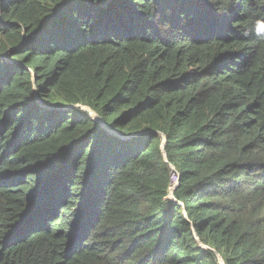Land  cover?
<instances>
[{
  "label": "trees",
  "instance_id": "obj_1",
  "mask_svg": "<svg viewBox=\"0 0 264 264\" xmlns=\"http://www.w3.org/2000/svg\"><path fill=\"white\" fill-rule=\"evenodd\" d=\"M218 256L264 264V0H0V264Z\"/></svg>",
  "mask_w": 264,
  "mask_h": 264
},
{
  "label": "water",
  "instance_id": "obj_2",
  "mask_svg": "<svg viewBox=\"0 0 264 264\" xmlns=\"http://www.w3.org/2000/svg\"><path fill=\"white\" fill-rule=\"evenodd\" d=\"M5 58L7 59V58H8V55H6ZM34 80H35V79H34ZM87 111L93 116V118H94L96 121H99V122H101L102 124H104V121H103L102 119H100L96 114H94L93 112H91V111H89V110H87ZM164 141H165V137H164ZM162 149H163V152H164V154H165V158H166V152H165L164 146L162 147ZM172 170L175 171L174 167H172ZM178 183H179V175H178V182H177V184H178ZM173 188H174V187H173ZM173 188H172L171 191H170V196H171V198H173V196H172V190H173ZM218 257H219V260H220L221 264H224V262L222 261V259L220 258V256H218Z\"/></svg>",
  "mask_w": 264,
  "mask_h": 264
},
{
  "label": "clouds",
  "instance_id": "obj_3",
  "mask_svg": "<svg viewBox=\"0 0 264 264\" xmlns=\"http://www.w3.org/2000/svg\"><path fill=\"white\" fill-rule=\"evenodd\" d=\"M174 177H177V180H175V182H173L174 183V187L177 185V182H178V175L176 176V175H173V181H174Z\"/></svg>",
  "mask_w": 264,
  "mask_h": 264
},
{
  "label": "built area",
  "instance_id": "obj_4",
  "mask_svg": "<svg viewBox=\"0 0 264 264\" xmlns=\"http://www.w3.org/2000/svg\"><path fill=\"white\" fill-rule=\"evenodd\" d=\"M174 180H177V177H174Z\"/></svg>",
  "mask_w": 264,
  "mask_h": 264
},
{
  "label": "bare ground",
  "instance_id": "obj_5",
  "mask_svg": "<svg viewBox=\"0 0 264 264\" xmlns=\"http://www.w3.org/2000/svg\"><path fill=\"white\" fill-rule=\"evenodd\" d=\"M173 182H175V180Z\"/></svg>",
  "mask_w": 264,
  "mask_h": 264
}]
</instances>
